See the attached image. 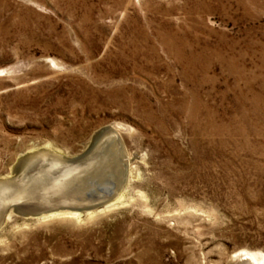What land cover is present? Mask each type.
<instances>
[{"label":"rangeland","instance_id":"1","mask_svg":"<svg viewBox=\"0 0 264 264\" xmlns=\"http://www.w3.org/2000/svg\"><path fill=\"white\" fill-rule=\"evenodd\" d=\"M109 125L129 168L118 204L13 218L0 264L264 256V0H0V177Z\"/></svg>","mask_w":264,"mask_h":264},{"label":"water","instance_id":"2","mask_svg":"<svg viewBox=\"0 0 264 264\" xmlns=\"http://www.w3.org/2000/svg\"><path fill=\"white\" fill-rule=\"evenodd\" d=\"M127 182V155L115 125L98 130L90 147L74 157L45 149L26 153L11 176L0 179V230L11 213L12 218L32 219L116 206ZM230 264L248 261L232 257Z\"/></svg>","mask_w":264,"mask_h":264},{"label":"bare ground","instance_id":"3","mask_svg":"<svg viewBox=\"0 0 264 264\" xmlns=\"http://www.w3.org/2000/svg\"><path fill=\"white\" fill-rule=\"evenodd\" d=\"M116 126V125H115ZM117 127V129L119 130V128H120V126L119 125H117L116 126ZM125 128V127H124ZM98 132V131H97ZM97 132H95L93 135H92V137H91V140H90V142L89 143H87L86 144V146H85V150L83 151V152H85L89 147H90V145L93 143V140L96 138V135H97ZM21 157H23V155L21 156ZM20 157V158H21ZM128 165V164H127ZM14 166V165H13ZM13 168V167H12ZM128 171H129V168H128ZM131 171V170H130ZM11 173H12V171H11ZM11 176V174L9 175V176H1L0 177V179H6V178H8V177H10ZM125 189H126V187L124 188V190H123V192L125 191ZM123 192H121V194L118 196V198H117V200H118V202H119V199H121L122 198V195H123ZM112 206H115L114 204L113 205H110V206H108V207H106L105 209L107 210V208H110V207H112ZM104 210V209H103ZM106 210H104V211H106ZM102 211V210H101ZM101 211H98V212H101ZM90 213H94V212H90ZM86 214H88V213H86ZM63 215H68V216H74V218H75V216H77V215H85V214H77V213H72V212H63V213H60V214H54V215H50V216H42V217H36V218H40V219H45L46 217H48V218H55V217H58V216H63ZM91 215H93V214H91ZM66 217V216H65ZM36 218H32V219H36ZM13 218H12V213L11 214H9V216H8V218H7V220H8V222L10 221V220H12ZM233 258L234 259H237V258H240V259H247V261H248V264H262L263 263V261H264V256L263 255H261V254H258V253H250V252H241V253H238V254H235L234 256H233Z\"/></svg>","mask_w":264,"mask_h":264}]
</instances>
